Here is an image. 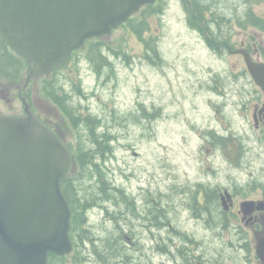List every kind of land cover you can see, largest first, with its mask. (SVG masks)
Returning <instances> with one entry per match:
<instances>
[{
  "label": "rangeland",
  "instance_id": "1",
  "mask_svg": "<svg viewBox=\"0 0 264 264\" xmlns=\"http://www.w3.org/2000/svg\"><path fill=\"white\" fill-rule=\"evenodd\" d=\"M200 1L208 7L206 18L213 29L234 46L239 47L245 35H256V28L245 22L248 11L264 17V0ZM157 5L161 6V11L142 10L137 21L146 19L148 28L143 37L158 53L146 50L145 42L126 24L101 37L109 63L100 65L99 73L96 64L90 61L87 45L80 49L70 67L47 76L52 81H60L67 90H74L72 99L82 105L84 114L100 118V125L94 131L108 133L112 151L99 161L112 183L136 196L137 205L145 210V215L148 216L149 202L144 203L143 196L157 201L155 206L163 207L165 215L169 213V225L164 229L157 225L152 213L149 218L129 215L127 220L118 221L107 216L102 207L89 209L86 226L99 238L115 235L112 232L116 230L120 233L137 231V238L130 232L135 243L124 238L126 244L122 249L128 253L131 249V253L126 261L118 258L117 264H177L172 260L173 255L163 252L162 237L174 236L177 240L173 230L176 226L199 237L206 234L187 213L180 216L177 205L183 197L176 187L182 186L184 191L190 192L198 179L211 177L210 161L204 162L203 171L201 159L208 155L203 137L208 134L206 128L215 124V103L226 104L235 132L243 128L253 131L252 122L244 121L239 109L246 90L253 89L254 84L247 79L228 78V74L233 75L243 64L241 56L226 53L221 57L218 50L209 45L207 37L195 31L201 21L191 0H159L153 4L154 8ZM205 24L208 26L206 21ZM216 74L225 80L227 95L224 98L210 87L211 83H217L212 79ZM44 78L46 76H35L21 83L7 78L1 81L0 113L21 112V98L25 97L36 112L75 147V131L78 135L79 132L71 128L68 120L48 101L43 92ZM78 82L84 94L75 89ZM194 124L205 130L194 128ZM88 133L85 131L81 136L87 137ZM247 159L255 161L250 167H231L230 178L246 182L250 173H263L264 162L258 160L255 152ZM216 176L226 180L225 171ZM94 180L85 176L78 184L92 191L96 185ZM110 208L113 210L114 206ZM198 244L189 243L192 258L200 249L201 243ZM90 259L86 264H96L94 256Z\"/></svg>",
  "mask_w": 264,
  "mask_h": 264
},
{
  "label": "water",
  "instance_id": "2",
  "mask_svg": "<svg viewBox=\"0 0 264 264\" xmlns=\"http://www.w3.org/2000/svg\"><path fill=\"white\" fill-rule=\"evenodd\" d=\"M155 2L0 0V37L27 60L28 78L45 75L66 68L87 39L111 34ZM236 53L262 83L264 65L248 49ZM72 162L65 143L31 105L25 102L23 114L0 116V264H48L50 253L72 251V213L61 188Z\"/></svg>",
  "mask_w": 264,
  "mask_h": 264
},
{
  "label": "flooded vegetation",
  "instance_id": "3",
  "mask_svg": "<svg viewBox=\"0 0 264 264\" xmlns=\"http://www.w3.org/2000/svg\"><path fill=\"white\" fill-rule=\"evenodd\" d=\"M257 16L264 23V17ZM196 28L195 31L202 32L206 38L210 27L203 22ZM255 28L256 35H245L239 47L233 48L225 43L218 48H212L217 49L221 57L226 53L234 54L239 48H245L255 62L264 65V25ZM235 54L241 56L243 64L232 73L233 75L228 74V78L234 76L236 80L247 79L254 84L253 89L246 90L245 95L248 98L245 97L239 109L241 118L252 122L253 131L249 132L243 128L235 132L226 104L215 103V124L206 128L208 134L203 137L208 146V155L201 159L203 171L204 162L210 161L211 177L198 179L197 185L190 192L184 191L182 186L176 187L180 197H183L177 205L180 216L182 217L181 213H187L206 234L199 237L176 226L173 230L179 242L174 236H169L167 239L171 242L168 244L167 239L162 237L163 252L173 255L172 260H176L177 264H264V166L261 175L250 173L246 182L236 177L230 178L231 167H250L255 160L247 158L253 152L259 161L264 162V157H261L264 154V81L258 83L252 77L244 55ZM212 79L217 80V83H211L210 87L217 91L218 96L224 98L227 95L224 78L216 74ZM4 80L5 76L0 74V82ZM2 86L0 83V92ZM80 93L82 94L81 91ZM68 98L75 109L81 110L80 103L76 104L69 96ZM48 101L61 111L52 98H48ZM1 113L0 116L6 114ZM193 127L202 129V132L205 130V127L199 128L197 124ZM223 171L225 181L216 176ZM158 210L159 216L165 217L162 207ZM149 216L151 217V213L148 211V218ZM130 232L135 235L133 229ZM193 241L201 244L192 258L189 243Z\"/></svg>",
  "mask_w": 264,
  "mask_h": 264
},
{
  "label": "trees",
  "instance_id": "4",
  "mask_svg": "<svg viewBox=\"0 0 264 264\" xmlns=\"http://www.w3.org/2000/svg\"><path fill=\"white\" fill-rule=\"evenodd\" d=\"M195 6L197 18L203 23L204 20L209 23V20L205 17L207 5L200 0H191ZM143 11L149 10L150 12L161 11V6L154 8L152 4L147 5L142 9ZM142 12V11H141ZM129 18L126 23L147 45V49H153L155 53H158L156 48L147 42L143 33L147 30L148 25L146 19L137 21V15ZM222 17V16H221ZM245 22L253 26L264 25L261 19L253 12L248 11ZM125 24V25H126ZM209 42L214 48H218L225 43H228L230 47L233 44L228 39H223L218 35L216 31H210ZM88 45V46H87ZM89 47L90 61L96 64L97 70L100 71V65L107 61V55L104 53V46L100 39L89 40L86 44ZM80 50H76L73 53L75 57ZM157 55V54H156ZM150 56V55H149ZM158 57V55H157ZM59 71H54L57 73ZM28 63L26 59L16 52H14L10 46L0 37V74H3L5 78L14 83H21L26 80L28 75ZM50 76V75H49ZM43 92L46 97L52 98L63 111V113L70 120V127L78 130L79 135L76 132L75 138L77 141L74 147L72 143L68 144L69 149L72 152L74 159V166L69 175L62 179L61 186L63 193L70 204L72 210V228L71 237L74 243V249L70 254L65 256H58L50 254L49 264H86L90 261V256H94L96 264H117L118 258L126 261L130 253L126 252L123 245L126 244L125 239L131 237V242L135 243V238L138 237L137 231L133 230L135 235L133 238L130 232L114 231L115 235H108L104 238H99L90 230V227L86 226L88 222V210L98 206L105 209L107 216L113 219L121 218L126 219L131 216H145L144 209H140L136 202V196L130 195L125 189L115 185L107 177L106 171L100 166V158L105 157L106 154L112 151V145L110 137L107 132L97 133L94 128H98L100 123L97 116L92 114H84L79 111V108H74L68 98V93L63 89V85L58 81H52L48 77L44 78ZM80 89V85L77 86ZM85 125V126H83ZM84 127V131L80 130ZM88 131L87 137H83L84 132ZM82 137V138H81ZM89 141L91 144L84 143ZM89 177L93 181L95 178V190L87 191V188L81 187L78 183L82 182L84 177ZM144 203L149 202L148 211L154 215L153 219L160 228H166L169 225L170 216L169 213L165 217H159V210L150 197L143 196ZM152 204V206H150ZM110 205L114 206L111 210ZM162 209H164L162 207ZM159 217V218H158ZM111 219V218H108ZM119 223V222H118ZM127 224V222H126ZM129 237V238H128ZM125 238V239H124ZM107 243V244H105ZM113 249V250H110ZM87 249L89 250L87 253ZM126 257V259H125ZM137 264V263H136Z\"/></svg>",
  "mask_w": 264,
  "mask_h": 264
}]
</instances>
